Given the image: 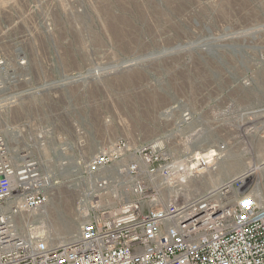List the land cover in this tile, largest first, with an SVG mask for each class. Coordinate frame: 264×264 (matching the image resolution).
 Listing matches in <instances>:
<instances>
[{
    "label": "built area",
    "instance_id": "2783aa9c",
    "mask_svg": "<svg viewBox=\"0 0 264 264\" xmlns=\"http://www.w3.org/2000/svg\"><path fill=\"white\" fill-rule=\"evenodd\" d=\"M69 1L0 6V264H264V162L258 180L243 175L187 199L177 187L214 168L225 148L207 158L190 151L183 101L161 112L170 126L152 141L123 133L94 151L91 115L77 110L74 91H61L108 70L61 69L69 75L55 87L33 85L52 67L43 40ZM85 85L79 105L90 113ZM65 182L82 223L61 246L35 217Z\"/></svg>",
    "mask_w": 264,
    "mask_h": 264
},
{
    "label": "rangeland",
    "instance_id": "374dc122",
    "mask_svg": "<svg viewBox=\"0 0 264 264\" xmlns=\"http://www.w3.org/2000/svg\"><path fill=\"white\" fill-rule=\"evenodd\" d=\"M76 6L71 0L57 12L54 35L43 40L52 67L35 76L33 85L55 87L52 83L69 75L61 69L79 71L89 65L108 70L61 91H74L77 110L91 115L94 151L123 133L152 141L170 126L161 122V112L183 101L192 118L190 151L223 147L215 167L221 162L240 166L215 189L243 175L262 178L264 0H83ZM246 29L252 30L245 37L236 34ZM54 55L61 62L58 68ZM85 83L93 100L90 113L79 105ZM207 178L204 172L197 184ZM177 189L187 199L212 191ZM53 194L35 219L57 242L78 217L67 182Z\"/></svg>",
    "mask_w": 264,
    "mask_h": 264
},
{
    "label": "bare ground",
    "instance_id": "6f19581e",
    "mask_svg": "<svg viewBox=\"0 0 264 264\" xmlns=\"http://www.w3.org/2000/svg\"><path fill=\"white\" fill-rule=\"evenodd\" d=\"M225 26V25H224ZM223 26V27H224ZM219 29V28H218ZM252 29H246L244 30L242 33H236L239 37H245L244 33L246 34L247 32L251 31ZM242 31V30H241ZM234 36V34H232ZM232 35H229L225 38H229L230 36ZM247 35V34H246ZM221 38V37H220ZM223 39V38H221ZM218 41H219V38H218ZM245 41V39H244ZM216 44H219V42ZM91 79V78H90ZM264 111V110H263ZM131 135V134H130ZM131 138H135L134 135H131ZM130 138V139H131ZM132 140V139H131ZM198 155H203L204 158H207V154L208 153H205V150L204 151H201L199 153H197ZM217 167H218V170H217ZM217 167L215 168H212L208 170V168L205 170V172L207 173L208 175V178L205 182L203 183H199L197 184L198 181H196V179L198 178V176H191L189 177L188 179H186L184 181V183H182V185H185L188 187L189 189V193L191 194L192 192H198L200 190H202L204 187H209V188H212V190L215 189L216 186H218L222 180L224 179L223 177H227L229 176L231 173H233L234 171H236L238 168H240L239 164H231V163H228V162H221L219 163V166L217 165ZM258 169V168H255V170ZM190 176V175H189ZM203 179V178H202ZM181 185V186H182ZM189 194V195H190ZM58 197V196H57ZM194 197V196H193ZM47 211V210H46ZM47 213V212H46ZM42 217V216H41ZM77 218V217H76ZM82 223V219L78 216V219L73 222H69L67 225H66V228L65 230L63 231V237L61 238H56L57 242H54L56 245H64L66 243H69V242H72L73 240H75L78 235H79V229H80V225ZM53 240V238H52ZM54 241V240H53Z\"/></svg>",
    "mask_w": 264,
    "mask_h": 264
}]
</instances>
